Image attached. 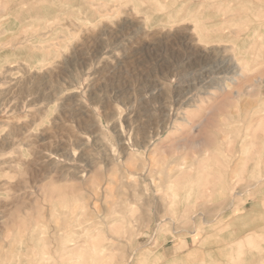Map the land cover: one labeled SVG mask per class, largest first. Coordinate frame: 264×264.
Masks as SVG:
<instances>
[{
	"label": "rangeland",
	"instance_id": "obj_1",
	"mask_svg": "<svg viewBox=\"0 0 264 264\" xmlns=\"http://www.w3.org/2000/svg\"><path fill=\"white\" fill-rule=\"evenodd\" d=\"M260 189L264 0H0V264H264Z\"/></svg>",
	"mask_w": 264,
	"mask_h": 264
},
{
	"label": "crops",
	"instance_id": "obj_2",
	"mask_svg": "<svg viewBox=\"0 0 264 264\" xmlns=\"http://www.w3.org/2000/svg\"><path fill=\"white\" fill-rule=\"evenodd\" d=\"M259 191H260V193L258 194L259 199L257 201L252 202L248 207L246 206L245 207L246 212L244 213V215H242L241 218H238V220H241V225H243L244 227L247 226V224H248V221H249L248 218L251 219V218H254L256 214L258 216V215L264 213V209L262 207L263 201L260 199L261 195L264 194V189H260ZM229 230H228V234H227L228 235L227 239H223V241H224L223 244L226 246L228 244H230L229 246H231V247L232 246L234 247V245L236 246V243H238L237 241H239V243H240V241L242 243L246 242L248 237L250 238L249 240H252L253 238H255L259 235L262 236V233L260 230L252 231V232L251 231H242V232L232 231V232H229ZM249 234H251V235H249ZM221 241H222V239H221ZM218 250H219L218 252H222V251H225L226 249L225 248H218ZM195 251L197 253H201V255H202V253H205V256L209 253L210 257L213 259V261H211L212 263L221 264V262H222V264H224V262L222 260L223 257L219 256V255H221V253L216 255L215 251H217V250L214 248H211V250H209V251L205 250L206 252L203 250L198 251L197 249ZM230 251L231 250H227L228 253ZM191 252L192 251L187 250L183 254V256H186V254L191 253Z\"/></svg>",
	"mask_w": 264,
	"mask_h": 264
},
{
	"label": "bare ground",
	"instance_id": "obj_3",
	"mask_svg": "<svg viewBox=\"0 0 264 264\" xmlns=\"http://www.w3.org/2000/svg\"><path fill=\"white\" fill-rule=\"evenodd\" d=\"M136 1H137V0H136ZM139 1H140V0H139ZM129 3H130V2H129ZM142 4H144V3H142ZM147 4H148V3H147ZM79 5H80V4H79ZM127 5H128V3H127ZM131 5H132V4H131ZM148 5H149V4H148ZM150 5H151V4H150ZM150 5H149V6H150ZM73 6H74V5H73ZM110 6H111V5H110ZM129 6H130V5H129ZM129 6H128V7H129ZM183 6H184V5H183ZM77 7H78V6H77ZM137 7H138V6H137ZM152 7H153V6H152ZM78 8H79V7H78ZM109 8H110V7H109ZM174 8H175V7H174ZM184 8H185V6H184ZM150 10H151V9H150ZM162 10H163V9H162ZM129 11H131V10H129ZM136 11L138 12V10H135V12H136ZM148 11H149V10H148ZM170 11H171V10H170ZM173 11H174V10H173ZM183 11H184V10H183ZM193 11H194V10H193ZM195 11H197V10H195ZM195 11H194V13H195ZM137 12H136V14H137ZM83 13H84V12H83ZM170 13H171V12H169V14H170ZM85 14H86V13H85ZM171 14H172V13H171ZM56 15H57V14H56ZM167 15H168V14H167ZM172 15H173V14H172ZM191 15H192V14H191ZM57 16H59V15H57ZM61 16H62V15H61ZM180 16H182V14H181ZM192 16H194V15H192ZM81 17H82V16H81ZM163 17H164V16H163ZM171 17H172V16H171ZM104 18H105V17H104ZM161 18H162V17H161ZM166 18H167V17H166ZM192 18H193V17H192ZM196 18H197V17H196ZM107 19H108V18H107ZM139 20H140V19H139ZM165 20H166V19H165ZM170 20H171V19H170ZM170 20H169V22H167V23L164 21V22H165L164 24L171 23ZM178 20H179V19H178ZM181 20H182V19H181ZM80 22H81V21H80ZM155 22L157 23V21H155ZM203 22H204V21H203ZM58 23H59V22H58ZM158 23H159V21H158ZM162 23H163V22H162ZM59 24H60V23H59ZM149 24H150V23H149ZM172 24H173V23H172ZM199 24H200V23H199ZM168 25H169V24H168ZM203 25H206V24H203ZM170 26H171V25H170ZM170 26H169V27H170ZM195 26H196V23H195ZM195 26H194V28H195ZM163 27H164V26H163ZM165 28H166V27H165ZM165 28H164V29H165ZM174 28H175V27H174ZM200 29H202V28H200ZM208 30H209V29H208ZM208 30H207V31H208ZM204 42H205V41H204ZM219 43H220V42H219ZM219 46H220V45H219ZM40 61H41V62H44L45 60H40ZM24 125H25V124H24ZM26 125H27V124H26ZM28 129H29V128H28ZM14 153H15V152H14ZM9 163H10V162H9ZM50 201H51V200H50ZM62 215H63V214H62ZM60 217H61V216H60ZM65 217H66V216H65ZM57 218H58V217H57ZM58 223H59V221H58ZM142 223H143V222H142ZM142 226H143V225H142ZM31 227H32V226H31ZM25 230H26V229H25ZM85 232H86V231H83V233H85ZM52 233H53V232H52ZM80 233H81V232H80ZM84 235H85V234H84ZM249 235H251V234H249ZM60 240H61V239H60ZM248 241H249V240H248ZM240 243H241V242H240ZM240 243H239V242L236 243V246H237V247H240V245H242V244H240ZM74 244H75V243H74ZM76 245H77V244H76ZM228 245H230V244H228ZM228 245H227V246H228ZM231 245H232V244H231ZM69 247H70V246H69ZM102 247H103V246H102ZM229 247H230V246H229ZM103 248H104V247H103ZM103 248H100L101 251L103 250ZM21 249H22V247H21ZM66 249L68 250V248H65V250H66ZM77 249H78V248H77ZM22 250H23V249H22ZM230 250H231V249H230ZM14 251H15V250H14ZM77 251H78V250H77ZM65 253H66V252H65ZM10 254H11V253H10ZM13 254H14V253H13ZM66 254H67V253H66ZM10 258H11V257H10ZM68 260H69V259H68ZM1 263H2V262H1ZM17 264H19V263H17Z\"/></svg>",
	"mask_w": 264,
	"mask_h": 264
}]
</instances>
